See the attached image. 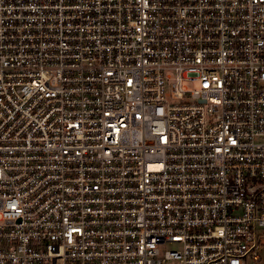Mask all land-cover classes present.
<instances>
[{"label": "built area", "instance_id": "1", "mask_svg": "<svg viewBox=\"0 0 264 264\" xmlns=\"http://www.w3.org/2000/svg\"><path fill=\"white\" fill-rule=\"evenodd\" d=\"M0 264H264V0H0Z\"/></svg>", "mask_w": 264, "mask_h": 264}, {"label": "rangeland", "instance_id": "2", "mask_svg": "<svg viewBox=\"0 0 264 264\" xmlns=\"http://www.w3.org/2000/svg\"><path fill=\"white\" fill-rule=\"evenodd\" d=\"M177 247V245L176 244H174V243H166V244H164V245H162L161 246V248H162V250H166V249H174V248H176Z\"/></svg>", "mask_w": 264, "mask_h": 264}]
</instances>
